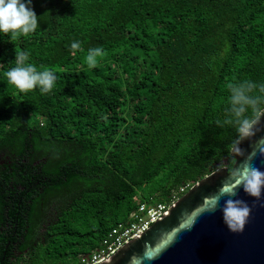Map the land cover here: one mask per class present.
I'll return each mask as SVG.
<instances>
[{
	"label": "trees",
	"instance_id": "obj_1",
	"mask_svg": "<svg viewBox=\"0 0 264 264\" xmlns=\"http://www.w3.org/2000/svg\"><path fill=\"white\" fill-rule=\"evenodd\" d=\"M32 7L34 33L0 34V264H81L139 204L231 170L236 133L215 121L229 83L264 82V0ZM21 50L57 74L52 91L8 83Z\"/></svg>",
	"mask_w": 264,
	"mask_h": 264
},
{
	"label": "water",
	"instance_id": "obj_2",
	"mask_svg": "<svg viewBox=\"0 0 264 264\" xmlns=\"http://www.w3.org/2000/svg\"><path fill=\"white\" fill-rule=\"evenodd\" d=\"M239 147V152L230 151L234 158L230 171L223 166L196 182L100 264H264V195L256 200L242 188L237 190L233 198L251 208L240 233L228 230L219 210L204 211L221 188L233 186L237 170L250 157L264 171V122ZM189 221L194 223L186 228Z\"/></svg>",
	"mask_w": 264,
	"mask_h": 264
},
{
	"label": "clouds",
	"instance_id": "obj_3",
	"mask_svg": "<svg viewBox=\"0 0 264 264\" xmlns=\"http://www.w3.org/2000/svg\"><path fill=\"white\" fill-rule=\"evenodd\" d=\"M32 7V0H0V34H6L10 40L28 36L38 28V19ZM79 41H73L72 49L80 48ZM99 47L89 48L86 57L89 67H95L97 57L101 55ZM30 53L26 50L15 52V66L6 75L8 83L15 86L19 92L39 89L41 93L53 90L57 81V74L51 69H38L29 61ZM228 101L224 108L222 119L215 121L218 128L225 126L234 128L236 133L230 149L233 153L240 151V144L252 136L257 126L264 122V82L252 79H242L228 84ZM254 156V154H253ZM246 162L237 170L233 186L221 188L211 200L209 208L204 211L222 213V219L228 230L233 233L243 232L251 214L248 203L239 198L237 190L243 191L260 200L264 195V171ZM221 200L223 204L221 205ZM193 221L186 223L190 228Z\"/></svg>",
	"mask_w": 264,
	"mask_h": 264
},
{
	"label": "built area",
	"instance_id": "obj_4",
	"mask_svg": "<svg viewBox=\"0 0 264 264\" xmlns=\"http://www.w3.org/2000/svg\"><path fill=\"white\" fill-rule=\"evenodd\" d=\"M174 200L172 201V203ZM172 203H141L130 213L128 221L119 223L102 240L100 247L81 259V264H100L118 251L128 240L164 212Z\"/></svg>",
	"mask_w": 264,
	"mask_h": 264
}]
</instances>
